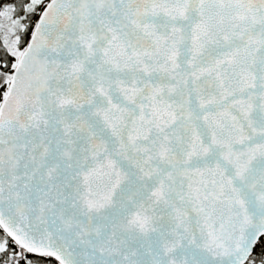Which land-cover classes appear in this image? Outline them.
Here are the masks:
<instances>
[{
    "label": "snow or ice",
    "instance_id": "6c2138e0",
    "mask_svg": "<svg viewBox=\"0 0 264 264\" xmlns=\"http://www.w3.org/2000/svg\"><path fill=\"white\" fill-rule=\"evenodd\" d=\"M0 264H264V0H0Z\"/></svg>",
    "mask_w": 264,
    "mask_h": 264
}]
</instances>
